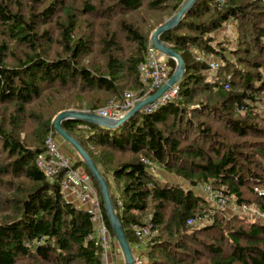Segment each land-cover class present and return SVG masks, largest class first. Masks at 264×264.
<instances>
[{
	"label": "trees",
	"instance_id": "16d2710c",
	"mask_svg": "<svg viewBox=\"0 0 264 264\" xmlns=\"http://www.w3.org/2000/svg\"><path fill=\"white\" fill-rule=\"evenodd\" d=\"M187 1L108 0L110 5L104 8L103 3L97 7L93 0H83L81 15L107 21L98 24L99 35L96 26L91 27L93 31L90 33L97 35L100 53L106 58L104 74H99L100 69L81 63L80 59L93 51L88 36H75L80 21L74 6L67 7L61 1L40 13H35L33 9L32 14L26 16L20 9L12 10L10 2H0V25L6 30L3 33L10 35L15 43L28 47L30 52L18 57L15 64L9 66L4 62L9 48L0 45V104L13 106L15 111L10 117V123L14 126L12 132L0 126V151L6 153L8 158L7 163L0 167V186L6 183L10 187L12 196L5 201L13 207L11 215L0 221V264H18L21 261L35 264H104V252L96 246V239L90 238L95 235L90 215L66 201L58 183H49L37 166L38 156L47 150L49 134L55 132L52 125L55 117L70 108L52 105L56 110L47 120L44 114L36 116L32 113L36 129L31 144L16 137V114H26L28 105L47 92L57 93V90L67 87L76 88L78 84L82 92L97 89L118 94L119 81L127 79L135 90L141 92L139 96H143L146 90L140 82L139 67L147 59L152 35L163 24V21L155 17V22L150 16L167 12L168 17L174 16ZM35 2L41 4L43 1ZM143 8L146 14L140 17L139 22L120 20L111 23L115 13H138ZM193 8L178 28L161 36V40L185 61L186 75L178 83V99L155 112H141L125 126L113 130L71 122H65L63 127L103 170L108 186V173L118 184L120 201L125 207L123 212L117 206L116 196L113 193L111 196L130 246L136 242L132 231L134 224H150L157 234L160 232L148 246L150 262L198 264L197 257H202V254L194 251L187 242L197 244V233H204L216 234L217 237L209 245L200 243L204 246L202 248L212 253L213 258L208 263L199 264H264V221H250L238 214L226 217L224 209L216 208L203 193L195 191L199 183L212 184L242 208L244 205L251 207L252 204L251 199L246 197V190L258 198L256 207L259 213L264 214V195L255 191L264 189V166L254 165V169L248 154L236 151L237 145L219 149L213 128L194 119L198 117L197 114H212L215 105L220 106V111L228 112L225 120L235 135L241 138L249 134L264 137V128L255 122L259 118L251 116L253 111L245 103L247 100L254 101L256 94L264 91V61L259 63L250 50H242L246 58L241 57L239 61L259 71L252 73L237 68L234 74L224 76L222 72L230 61L221 47L213 45L214 39L210 36L229 20L236 21L240 29L246 27L247 30L253 27L252 20L255 18L262 25L255 28L256 32L251 38L254 45L263 50L264 0H229L222 6H218L217 0H199ZM60 10L65 13V18L57 26L59 39L54 41L50 31L39 35L36 29L38 24L52 21L57 14L60 15ZM121 40L130 47L124 61L115 55L122 48ZM56 43L63 49V57L57 53L52 58L41 52L46 44L50 46ZM192 49L199 53L194 54ZM198 54L209 59L221 57L225 61L214 80L209 79L208 64L197 60ZM169 65L172 76L176 62L169 59ZM235 77L241 79L240 88L234 87ZM124 94L121 95L122 100ZM197 96L200 97L195 106L193 102ZM99 109L93 108L92 112ZM184 113L188 114L186 129L183 128ZM242 113L247 117L241 118ZM260 118L264 122V117ZM193 131L196 137L184 147L181 138ZM252 144L257 146V155L264 158V140ZM98 148L101 149L100 156L94 153V149ZM116 151L131 153L136 158L110 168L108 163L113 162ZM103 157L108 160H103ZM150 163L182 178L192 188L162 183L151 171ZM75 166L83 167L88 172L81 160ZM18 179H23L27 186H14ZM94 185L98 189L110 234L115 237L95 181ZM148 210H152V219L143 223V215ZM208 212H212L211 224L200 226L192 235L188 233L192 228L188 221L196 220L197 216L205 217ZM233 221L238 222L240 227L230 226ZM224 243L230 248L228 254ZM158 253L163 261L155 262L153 260Z\"/></svg>",
	"mask_w": 264,
	"mask_h": 264
},
{
	"label": "rangeland",
	"instance_id": "374dc122",
	"mask_svg": "<svg viewBox=\"0 0 264 264\" xmlns=\"http://www.w3.org/2000/svg\"><path fill=\"white\" fill-rule=\"evenodd\" d=\"M43 1L41 4L38 2H35V0H12L13 4L11 3L10 0H0V2H4V3H8L10 2L12 10L16 11L17 9H20L26 16H29L30 14H32V10L35 9V13H40L42 11H44L45 9L49 8L51 5L55 6L58 3H60L61 1H63L67 7L70 6H74L76 15L78 20L80 21L79 25H78V31H77V35H75L76 37H81L82 35L88 36V41H90L92 43L91 45V52L90 54L83 56L80 60L81 63L83 65L86 66H93L95 67L97 70L100 69V73L99 74H104L105 72V65H106V58L105 56H103L100 53V46L97 43V39L96 36L94 35L92 36L90 33H92V29L91 27L93 26H98L99 23H107V21L102 20V19H98L96 18H91L89 16H84L81 15V8L83 7L82 3L83 0H41ZM110 1V0H109ZM115 1V0H114ZM94 4L99 7L101 5V3L104 4V8H107L110 5V2H108V0H93ZM145 8L141 9V11H138V13H133V11H126V13L121 14L123 12H118L114 14V17L112 18V22L111 23H116L117 21L120 20H128V21H133L136 22L138 20H140V17L143 14H146L145 12ZM60 15L57 14V16L55 18L52 19V21L50 22H46V24L43 23H39L37 26V31L40 34H43L46 31H50L51 32V38L54 41H57L59 39V33H58V28L57 26L60 25L62 23V20L65 15V13L63 11L60 10ZM59 15V16H58ZM167 16V17H166ZM151 18H153V20H155L156 22V18L159 19V21H163L166 22L167 20H169L170 18L174 17H168V12L167 13H160L157 16H150ZM156 17V18H155ZM255 20V18H254ZM252 20L253 23V27H248L246 30V27H243L240 29L239 23H237L234 20H229L228 22H226L221 29L211 33V37H213L214 42L213 45L217 46L218 48L221 47L220 49L223 50L225 52V55L228 57L230 63H228L227 67H225L224 72H222V74L224 76H228V75H232L237 71V68L243 69V71H248V72H252V73H256L257 69L251 68L249 66H247L246 64H243V61H239V58L241 59V57H245V55H243V53H241V51L243 50H250L252 57H254L255 61L261 63L264 61V49L260 51V48H258L256 45H254L253 40H252V34L256 32V27L257 26H261L262 24L256 19L255 21ZM251 21V20H250ZM139 22V21H138ZM153 24V23H152ZM155 24V23H154ZM90 27V28H89ZM114 27V25H113ZM115 29V27H114ZM6 31L2 28V26L0 25V45L4 44L9 48V51L7 52L6 55V60L4 62H6V64H8L9 66H13L15 63V60L18 57H21L23 55H27V53L29 52V48L26 47L25 45H20L15 43V41H13L12 37L10 35H5L3 32ZM97 34L99 35L100 33V29L99 27H97L96 29ZM90 34V35H89ZM121 45L120 47H122L120 50H118L117 52H115V55L118 58H121L122 61H124L125 59H127V56L130 52V47L128 46L127 42H124L123 40L120 41ZM222 43L220 46H218V44ZM57 44V43H56ZM46 47H42L41 48V52H44L46 55H48V57H55V55L58 53V55L60 56H64L65 53L63 52V49L59 48V44L57 45H48L46 44ZM192 52L194 54L199 53L197 50L192 49ZM256 56H258V58H256ZM214 60H216L217 62H220L222 66L225 65V61L221 59V57H214L212 58ZM262 70V69H261ZM238 73V72H237ZM235 80V86L236 88H240L241 84L240 81L241 79L238 78H234ZM240 84V85H239ZM119 87H120V93L118 94H109L106 93L103 90H85V91H80V84L77 85L76 88L73 87H67L64 90H57V93L55 92H47L45 95H43L40 99L38 100H34L32 101V103L30 105H28V107L26 108V114H22V115H18L16 122H15V127L16 129H14L16 131V137H19L21 141L23 142H29L30 144L32 143L31 141L34 138V131L36 129V124L34 119H32L31 115L32 113L35 114L36 116L44 114L45 115V119L47 120L48 118L52 117V115H54V111L56 110L55 108H52V105H59V107H67L70 108V110H74V111H86V112H91V113H97L96 112H92L93 108H100L101 109H105L108 108L107 106H110L111 103H115V104H119L121 103L123 100L121 98V95L123 93H128V92H134V94H136L137 96L140 95L141 92L135 90L132 86L129 80L127 79H121L119 81ZM59 89V88H58ZM201 94V93H200ZM204 94V93H203ZM202 94V95H203ZM125 95V94H124ZM51 96V97H50ZM116 96H118L116 98ZM200 96H197V98L195 99V101L193 102V105L196 106V102H198V98ZM178 99V97H177ZM245 103H248L250 109L253 111V115L254 117H258V121L255 120V122H259V126L262 127V129L264 128V122H262L261 120V116L264 117V91L257 93L255 96V100L254 101H250L247 100L245 101ZM194 107V106H191ZM220 106H216L212 109V114L206 113L205 115H200L197 114V118H193L196 120L197 123H202L204 122L207 126H211L213 128V135H215L216 137V141L217 143L219 142V149L222 148H226V147H230L233 145H237V152H245L248 154V156L250 157L251 161L253 162V168L255 169L254 165H256L257 167L260 166H264V158L260 157L257 155V152L255 150V148L257 146H255L252 143H258L264 140L263 135H259L258 137H255L251 134L247 135L246 137H238V135H235L231 130L230 126L227 124L225 118L228 116V112L223 113L222 111H220ZM250 110V111H251ZM68 111V110H66ZM14 110H13V106H6L3 104H0V126L2 125L7 131L12 132V127L14 128V126L10 123V117L12 114H14ZM247 112V111H246ZM245 112V113H246ZM245 113L241 114V118H245L247 117V114L245 115ZM195 114V113H194ZM57 117V116H56ZM55 117V118H56ZM187 117L188 114L183 116V121H185L183 124V128L186 129L187 127ZM185 138H181L182 144L184 147H186V145L191 144V141L196 137V132L193 131L191 133H188L186 136H184ZM58 140L60 141V144L66 145L69 148V154L71 156L74 157L75 162H78L80 159V157L76 154V152L73 150V148L67 144L66 142L62 141L59 137ZM247 143V144H246ZM0 149H1V144H0ZM207 149V148H206ZM94 153H96L97 155L100 156L101 153V149H94ZM116 154L113 156V162L112 163H108V167L110 168H114L115 165L120 164V163H126V162H130L133 159L136 158L135 155L133 154H129L128 152H115ZM68 154V153H65ZM108 160L106 157H103V160ZM8 158L6 156V153L0 151V167L2 165H4L5 163H7ZM259 166V167H260ZM151 171L154 173V175L163 183V182H168L170 184H181L184 186V188H192L189 183L185 182L182 178H178L177 176H175L173 173L169 172L168 170L164 169L163 167H159L155 164H151ZM100 169V168H99ZM259 169V168H258ZM103 173V170H100ZM108 181L110 183V187H111V194L113 193L116 197L120 196V190L118 187L117 183H114L113 179H112V174L108 173ZM20 185V186H27V183L24 182L23 179H18L17 181L14 182V186ZM213 186L212 184H203V183H199L198 186L195 187V191L197 193H203V190L206 187H210ZM215 188V187H214ZM10 187L8 186V184L4 183L2 184V186H0V221L6 217L11 215V212L13 210V207L10 206L9 202H6V198L7 197H11L12 193L10 192ZM245 191L246 197L248 199H251V207L244 205V207H239L237 205L236 202H234V200H232V202L229 204L228 208L224 209V215L226 217H232L236 214H238L239 217H246L248 218L250 221H255V222H260L263 220V215L261 213H259L258 208L256 207L257 204H259V200L256 196L252 195L249 191ZM212 204V203H211ZM214 205V204H213ZM215 206V205H214ZM169 214V211L167 213V215ZM151 216H152V210H148V212L145 213V215H143V223H148L151 221ZM223 216V215H222ZM237 216V215H236ZM206 219L202 222H197L196 224H194L193 226H191L192 228L190 229V231L188 233H190L191 235L198 229L200 228V226L202 225H206V224H211L210 222V218L212 217V212L211 213H206L205 215ZM231 221V219H230ZM230 226H234V227H240V224L238 222L233 221V223ZM158 234H160V232H158ZM157 234V235H158ZM217 237L216 234L210 235V234H204V233H197V239H198V243L194 244L193 242H187L189 245L192 246V249H194V251H199L202 254L201 256H198V264L202 263V262H207L208 260L213 258L212 253H210L208 250H206L203 245H201L200 243L204 244V245H209L211 243H213V239ZM185 239V238H184ZM225 250H226V254L229 253L230 248L227 247L226 243L223 244ZM112 264H125L124 263V257H123V253L119 248L118 242L116 240L115 237L112 236ZM156 259L153 261H163V258L161 255L156 254L155 255ZM154 262V263H155ZM153 264L152 260L150 262V260L146 261L145 264ZM18 264H35V262L32 261H21L18 262Z\"/></svg>",
	"mask_w": 264,
	"mask_h": 264
},
{
	"label": "built area",
	"instance_id": "2783aa9c",
	"mask_svg": "<svg viewBox=\"0 0 264 264\" xmlns=\"http://www.w3.org/2000/svg\"><path fill=\"white\" fill-rule=\"evenodd\" d=\"M229 0H217L218 6H222ZM146 61L139 67L140 82L146 90L143 96H137L134 92L125 93L121 103H111L108 108L97 111V114L107 119H120L132 110L135 105L144 99L152 96L167 83L171 77L169 58L162 53H158L150 45L146 56ZM197 60L208 64L209 79L214 80L221 68V63L211 60L200 54ZM226 88H229L226 86ZM179 86L176 84L169 92L164 94L158 101L148 105L142 112L152 113L162 106L174 102L179 95ZM84 128H88L84 126ZM74 157L61 151V144L55 132H51L47 138V150L38 156L37 166L44 173L49 183H58L59 189L64 199L74 204L81 210H85L89 215L95 227V235L90 238L96 239V246L104 252V264H112V235L104 219L101 199L98 189L89 172L83 167L75 166ZM149 163V162H148ZM151 164V163H150ZM259 195H264V189L255 190ZM204 196L210 200L216 208L226 209L232 202L228 195L213 186L206 187L203 190ZM116 203L123 212L125 207L120 201V196L116 197ZM263 221H264V214ZM206 219L203 216H197L196 220H189L188 225L193 226L197 222ZM136 242L131 247L133 251L134 264H145L148 261V246L155 239L157 233L152 225L134 224L132 227Z\"/></svg>",
	"mask_w": 264,
	"mask_h": 264
},
{
	"label": "water",
	"instance_id": "95a60500",
	"mask_svg": "<svg viewBox=\"0 0 264 264\" xmlns=\"http://www.w3.org/2000/svg\"><path fill=\"white\" fill-rule=\"evenodd\" d=\"M198 1L199 0H188L181 7L180 11L177 12L174 17L164 22L151 37L153 48L158 53L160 52L164 56L176 62L175 70L173 71L172 76L167 81V83L160 88L158 92L144 99V101L137 103L135 107L129 111L128 114L120 119L112 120L104 118L97 113L95 114L81 110H68L59 114L52 123L57 136L73 148L76 154L81 158V161L84 162L88 172L91 173L97 187L100 189L107 219H109L113 235H115L119 248L123 253L125 264H134L133 251L131 250L127 235L125 234L122 221L121 219H119L116 213L115 204L112 201L111 190L108 186L107 179L103 175L102 171H100V169L97 167L94 160L85 150L83 145L78 140H76L70 132L64 129L63 125L65 122H71L100 126L109 130L121 128L128 124L129 120L141 113L144 108L158 101L164 94L169 92L171 88L176 86V84H178L186 75L185 61L184 58L181 57V55L176 50H174L161 40V36L178 28L181 25V22L186 18V16L190 14V12L194 9L193 7Z\"/></svg>",
	"mask_w": 264,
	"mask_h": 264
},
{
	"label": "crops",
	"instance_id": "0c3cea01",
	"mask_svg": "<svg viewBox=\"0 0 264 264\" xmlns=\"http://www.w3.org/2000/svg\"><path fill=\"white\" fill-rule=\"evenodd\" d=\"M210 59L214 61V59H212V58H210ZM61 151H62L63 153H68V154H69V148H68L66 145H64V143L61 144ZM69 155H70V154H69Z\"/></svg>",
	"mask_w": 264,
	"mask_h": 264
}]
</instances>
